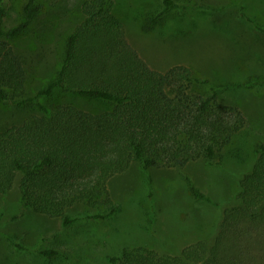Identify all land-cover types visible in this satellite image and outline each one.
<instances>
[{
  "label": "trees",
  "instance_id": "trees-1",
  "mask_svg": "<svg viewBox=\"0 0 264 264\" xmlns=\"http://www.w3.org/2000/svg\"><path fill=\"white\" fill-rule=\"evenodd\" d=\"M0 0V101L15 110L33 109L20 121L0 124V195L18 186L20 201L36 213L61 218L68 227L83 218L108 219L121 211L110 180L134 162L183 168L203 159L222 165L225 150L246 124L238 102L225 97L264 81L217 82L184 64L152 67L129 41L114 0H81L82 19L65 41L53 76L30 91L29 73L12 40L41 12L25 0L24 19L5 29ZM143 27L165 25L169 15L191 16L201 4L159 0ZM91 101L92 108L80 103ZM193 198L219 205L186 176ZM91 208L83 217L70 208ZM46 256L60 253L42 250ZM107 264H264V140L239 180L232 204L221 209L215 227L178 251L125 247Z\"/></svg>",
  "mask_w": 264,
  "mask_h": 264
},
{
  "label": "rangeland",
  "instance_id": "rangeland-1",
  "mask_svg": "<svg viewBox=\"0 0 264 264\" xmlns=\"http://www.w3.org/2000/svg\"><path fill=\"white\" fill-rule=\"evenodd\" d=\"M202 10L180 19L169 15L165 25L147 31L148 13L161 8L159 0H114L132 45L159 70L176 64L190 66L201 76L220 82L264 81V0H191ZM25 0H4V28L24 19ZM41 12L28 29L11 41L23 57L28 89L33 91L58 68L68 35L82 19L81 0H36ZM145 24V23H144ZM238 102L245 127L225 150L222 165L203 159L185 167H153L145 171L134 162L110 180L111 194L121 211L108 219L83 218L64 227L61 218L27 209L18 186L0 195V264H107L125 247L148 246L159 252L178 251L210 235L221 209L235 200L239 180L255 161V147L264 140V85L226 96ZM80 103L91 107V101ZM33 109L15 110L0 101V124L20 121ZM220 203L198 201L186 176ZM92 209L70 208L83 217ZM55 248L58 255L42 250Z\"/></svg>",
  "mask_w": 264,
  "mask_h": 264
}]
</instances>
